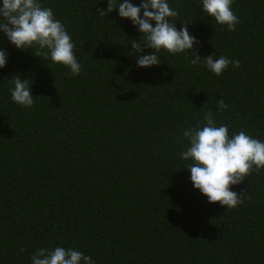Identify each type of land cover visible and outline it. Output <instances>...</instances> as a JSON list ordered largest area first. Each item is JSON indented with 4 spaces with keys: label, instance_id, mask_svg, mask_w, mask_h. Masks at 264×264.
<instances>
[{
    "label": "trees",
    "instance_id": "16d2710c",
    "mask_svg": "<svg viewBox=\"0 0 264 264\" xmlns=\"http://www.w3.org/2000/svg\"><path fill=\"white\" fill-rule=\"evenodd\" d=\"M40 2L83 70L73 76L0 32V264H32L37 249L55 247L95 264H264V169L232 186L247 196L227 210L194 188L180 155L184 130L209 110L230 133L264 142V0H234L231 32L201 0H168L202 58L240 61L220 76L192 65L194 53L161 50L160 65L139 67L131 43L143 34L118 9L101 16L108 0ZM17 74L32 83L31 108L11 98Z\"/></svg>",
    "mask_w": 264,
    "mask_h": 264
},
{
    "label": "clouds",
    "instance_id": "9594fccd",
    "mask_svg": "<svg viewBox=\"0 0 264 264\" xmlns=\"http://www.w3.org/2000/svg\"><path fill=\"white\" fill-rule=\"evenodd\" d=\"M203 11L214 20L235 31L240 19L234 14V0H201ZM118 9L121 18L130 19L143 35L140 40H132L133 54L139 53L137 65L148 68L160 65L158 56L161 50L172 55L194 53L190 63L199 66L201 63L217 76L228 69L240 67L239 60L225 56L209 55L201 57L195 49L199 43L190 34L188 23L178 29L174 18L179 11L170 7L168 0H142L139 6L131 0H108L107 10L100 9L101 16L109 15ZM155 21V24L152 22ZM0 32L17 49H33L34 54L45 61L62 64L70 69L71 75L78 76L82 65L77 59L75 43L65 25L55 17L50 7H44L40 0H2L0 5ZM154 52L144 53V49ZM191 50V51H190ZM8 63V53L0 49V68ZM12 100L25 107L35 104L30 79L17 74L12 77ZM218 110L229 107L221 98L217 101ZM189 145L181 152V158L189 161L187 168L191 173L194 188L204 194L210 203L219 202L227 210L235 209L244 202L247 193H237L232 186L241 184L253 172L257 174L264 169V142L241 130L229 131L227 124L217 125L211 110L204 116V124L192 126L183 132ZM23 251V249H21ZM32 264H95L91 256L72 248L55 247L39 248L32 254Z\"/></svg>",
    "mask_w": 264,
    "mask_h": 264
}]
</instances>
